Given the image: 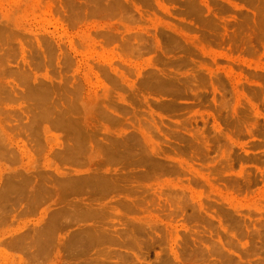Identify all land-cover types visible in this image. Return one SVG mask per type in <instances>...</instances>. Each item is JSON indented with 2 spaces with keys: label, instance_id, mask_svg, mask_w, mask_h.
Returning <instances> with one entry per match:
<instances>
[{
  "label": "rangeland",
  "instance_id": "374dc122",
  "mask_svg": "<svg viewBox=\"0 0 264 264\" xmlns=\"http://www.w3.org/2000/svg\"><path fill=\"white\" fill-rule=\"evenodd\" d=\"M93 261L264 264V0H0V264Z\"/></svg>",
  "mask_w": 264,
  "mask_h": 264
},
{
  "label": "bare ground",
  "instance_id": "6f19581e",
  "mask_svg": "<svg viewBox=\"0 0 264 264\" xmlns=\"http://www.w3.org/2000/svg\"><path fill=\"white\" fill-rule=\"evenodd\" d=\"M71 120V119H70ZM69 120V121H70ZM142 132V131H141ZM141 132H140V134H141ZM142 136V135H141ZM144 136V135H143ZM144 138V137H143ZM124 140V139H123ZM73 151H75V150H73ZM77 151V150H76ZM75 151V152H76ZM74 152V153H75ZM81 152V151H80ZM68 153H70V151H68ZM78 153V152H77ZM116 153V152H115ZM124 153V152H123ZM66 155V154H65ZM64 155V156H65ZM73 156H75V155H73ZM72 156V157H73ZM110 156V155H109ZM80 157V156H79ZM65 158V157H64ZM73 158H75V157H73ZM73 158H71V161H73L74 160V162L76 163V160L77 159H73ZM67 160V159H66ZM79 160V159H78ZM65 162V161H64ZM81 162V161H80ZM78 164V163H77ZM81 164V163H80ZM99 164V163H98ZM106 164V163H105ZM88 165V164H87ZM93 165V164H92ZM104 165V164H103ZM94 166V165H93ZM104 167V166H103ZM94 170H97V169H94ZM69 172V171H68ZM101 172H102V170H101ZM110 172V171H109ZM68 174V173H67ZM90 174V173H89ZM88 174V175H89ZM59 175V174H58ZM71 175V174H70ZM94 175V174H93ZM97 175V174H96ZM102 175H104V174H102ZM113 176V175H112ZM116 176V175H115ZM118 176V175H117ZM73 177H75V176H73ZM77 177V176H76ZM84 177V176H83ZM82 177V178H83ZM86 177V176H85ZM110 177V176H109ZM47 178H49V177H47ZM65 178H67V177H65ZM113 178V177H112ZM45 179V178H44ZM62 179V178H61ZM64 179V178H63ZM73 179V178H72ZM78 179H79V177H78ZM74 180V182H73V185L72 186H74V189H81L82 191L83 190H85L86 189V191L87 190H89V191H92L93 193L94 192H96V194L97 193H99V194H104V193H106L108 190H111V189H113V188H115V186H113V184L115 185V183L113 182H111L110 180H108V178H104V177H100V175H99V177H91V178H84V179H79V180ZM109 179H111V178H109ZM115 179V178H114ZM125 179V178H124ZM60 180V179H59ZM65 180H67V179H65ZM69 180V179H68ZM127 180V179H126ZM24 181V180H23ZM48 181H50V180H48ZM115 181V180H114ZM32 182H33V180H32ZM116 182V181H115ZM127 182V181H126ZM34 183V182H33ZM125 183V182H124ZM128 183V182H127ZM69 184H70V181H65L64 182V185L63 186H69ZM121 184V183H120ZM46 185V184H45ZM116 185H118L117 183H116ZM126 185V184H125ZM47 186V185H46ZM53 186V185H52ZM128 186V185H127ZM50 187V186H49ZM48 187V188H49ZM56 187V186H55ZM54 186H53V188H55ZM129 187V186H128ZM59 188V187H58ZM67 188V187H66ZM119 188V187H118ZM131 188H133L132 186H131ZM123 189H126V188H123ZM44 190V189H43ZM56 190V189H55ZM60 190V189H59ZM63 190V189H62ZM6 191V190H5ZM49 191V190H48ZM71 191V190H70ZM74 191V190H73ZM80 191V190H79ZM113 191V190H112ZM77 192V191H76ZM126 192V191H125ZM4 193V192H3ZM83 193V192H82ZM90 193V192H89ZM121 193V192H120ZM41 194V193H40ZM50 194V193H49ZM56 194V193H55ZM54 194V195H55ZM76 194V193H75ZM88 194V193H87ZM116 194H117V192H116ZM45 195V194H44ZM44 195H43V197H44ZM118 195V194H117ZM120 195V194H119ZM91 196V195H90ZM97 196V195H96ZM89 197V196H88ZM95 197V196H94ZM94 197H93V199H94ZM108 197H110V196H108ZM125 197V196H124ZM46 198V197H45ZM92 198V197H91ZM115 198V197H114ZM117 198V197H116ZM115 198V199H116ZM84 199H86V197L84 198ZM96 199V198H95ZM97 199H99V198H97ZM103 199V198H102ZM119 199H121V197L119 198ZM124 199V198H123ZM127 199V198H126ZM125 199V200H126ZM41 200V199H40ZM87 200V199H86ZM31 201V200H30ZM83 201V200H82ZM88 201V200H87ZM86 201V202H87ZM93 201V200H92ZM98 201V200H97ZM113 201H115V200H113ZM112 201V202H113ZM116 201H119V200H116ZM115 201V202H116ZM124 201V200H123ZM128 201V200H127ZM33 202V201H32ZM86 202H84L85 204H86ZM96 202V201H95ZM114 202V203H115ZM124 202H126V201H124ZM82 203V202H81ZM107 203V202H106ZM111 203V199H110V202H109V204ZM117 203V202H116ZM120 203V202H119ZM130 203V202H129ZM75 204V203H74ZM108 204V205H109ZM113 204V203H112ZM132 204V203H131ZM72 205V204H71ZM82 205V204H81ZM93 206H94V204H93ZM116 206V205H115ZM122 206V205H121ZM130 206V205H129ZM65 207V206H64ZM75 207H77V206H75ZM81 207V206H80ZM89 207V206H88ZM112 207H114V206H112ZM117 207V206H116ZM86 208V207H85ZM98 208V207H97ZM99 208H101V207H99ZM115 208V207H114ZM79 209V208H78ZM96 209V208H95ZM102 209H104V208H102ZM111 209V208H110ZM129 209V208H128ZM63 210V209H62ZM65 210H66V208H65ZM83 210V209H82ZM89 210H91L90 208H89ZM93 210H94V208H93ZM97 210H99V209H97ZM130 210V209H129ZM92 211V210H91ZM69 212V211H68ZM93 212V211H92ZM91 212V214H89V213H85L84 212V214L82 215V216H84L85 217V215L86 216H94V217H96L99 213H95V212H93L92 213ZM54 214H56V213H54ZM64 214H65V212H64ZM103 214V213H102ZM101 214V215H102ZM51 215V214H50ZM58 215V214H57ZM59 216V215H58ZM51 218V217H50ZM55 218H56V216H54V218H52L51 219V222H53V223H51L50 221V225H49V229L50 228H52V227H57V225H58V222H59V219L60 218H58V221H55ZM92 218V217H91ZM54 219V220H53ZM56 220H57V218H56ZM47 221V220H46ZM57 222V224H55ZM61 223V222H60ZM51 224H55L54 226L52 225V227H51ZM56 227H55V229H56ZM43 228V227H42ZM46 228H48V226L46 227ZM60 228V227H59ZM67 228V227H66ZM44 230L45 229H43V232H44ZM46 231H48L47 229L45 230V232ZM101 231V230H100ZM107 231V230H106ZM48 232H50V230L48 231ZM47 233V232H46ZM103 234V233H102ZM89 236V235H88ZM102 236V235H101ZM100 237V236H99ZM98 237V238H99ZM90 239L91 238H94V237H89ZM96 239V238H95ZM42 240V239H41ZM47 241V240H46ZM101 241H102V239H101ZM90 242V241H89ZM95 242V241H94ZM43 244V243H42ZM41 244V245H42ZM44 245V244H43ZM43 247V246H42ZM45 247V246H44ZM41 250H42V248H40ZM46 249V248H45ZM44 251V250H43ZM97 263V262H96ZM84 264H95V261H93V262H91V263H84Z\"/></svg>",
  "mask_w": 264,
  "mask_h": 264
}]
</instances>
